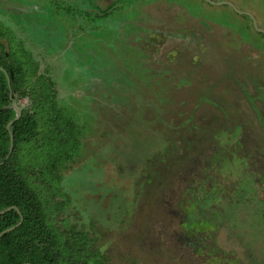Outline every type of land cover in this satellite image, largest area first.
Instances as JSON below:
<instances>
[{
	"label": "rangeland",
	"instance_id": "obj_1",
	"mask_svg": "<svg viewBox=\"0 0 264 264\" xmlns=\"http://www.w3.org/2000/svg\"><path fill=\"white\" fill-rule=\"evenodd\" d=\"M38 1L46 13L50 12L34 18L42 31L39 33L35 25L26 31L14 22L15 47L32 54L39 72L54 81L58 104L71 107L85 126L80 148L87 156L65 174L62 190L72 196L60 217L69 225L92 232L110 264H220L223 260L248 264L249 258L252 264H264V200L256 198L255 180L247 175L251 172L247 160L251 159H246L244 146L239 154L245 161L236 162L232 147L226 146L237 140L235 129L242 122L258 135V141L263 138L261 145L254 143L253 152H264V123L258 126L256 120L259 116L264 119V111L261 115L253 113L250 101L247 103L241 93L245 89L247 94L264 91L263 82L254 85L251 80L259 74L263 57L242 45L241 35L261 46L264 37L254 33L247 14L206 0H165L146 5L143 0H122L109 15L102 9L114 0L58 3L70 6V12L56 9V0ZM213 1H229L240 11L252 13L264 29V0ZM174 3L185 9H176ZM161 11H172L178 26L170 28ZM51 13L57 17L52 18ZM62 19L75 33L65 30L68 25L59 24ZM73 19H78L77 27ZM129 23L146 31H136L142 40L119 38ZM54 24L61 27L59 33L68 35L63 41L73 44L72 56L66 49L53 47L45 37L44 32L55 28ZM128 37L132 38L129 33ZM136 47L151 50L154 58L168 56L179 65L173 62L166 72L168 66L157 69L155 62L144 63L150 70L148 81L163 78L167 82L160 99L153 94L150 82H146L150 89L142 91L144 67L140 57L135 63L129 59ZM239 48L252 51L253 58L250 54L240 56ZM234 52L238 59L232 60ZM162 71L165 74L160 75ZM179 78L201 84L195 90L198 95L206 84L213 94L219 90L228 93L211 96L201 104L197 97H188V101L178 85ZM158 90L163 92V87ZM143 93L147 101L139 95ZM217 101L222 105H214ZM17 103L21 109L27 108L30 98L19 96ZM257 103L261 106L260 100ZM237 109L248 119L232 114L223 128L229 133L222 131L219 136L222 146L214 145L212 140L220 132H214L215 124L225 119L223 113ZM190 119L193 126L185 137ZM204 127L205 132L201 131ZM242 136L243 132L240 138L247 137ZM257 182L260 190L264 183L260 178ZM217 190L222 196H215ZM210 193V204L215 205L208 206L202 198Z\"/></svg>",
	"mask_w": 264,
	"mask_h": 264
},
{
	"label": "trees",
	"instance_id": "obj_2",
	"mask_svg": "<svg viewBox=\"0 0 264 264\" xmlns=\"http://www.w3.org/2000/svg\"><path fill=\"white\" fill-rule=\"evenodd\" d=\"M152 1L143 0L144 4ZM60 2L56 0V9L71 11L70 6L59 5ZM121 2L114 0L102 12L109 15ZM19 49L11 46L8 55L5 51L0 54V66L5 69L0 67V212L9 208L0 213V233L15 226L0 236V264H110L101 247H97L92 232L69 225L66 218L60 217L71 202V194L62 190L65 174L87 156L80 148L85 126L71 107L58 104L54 81L39 72L32 54ZM135 53L129 58L134 63L139 61ZM9 57L12 65L7 64ZM141 65L142 91L150 89L146 83L150 82L153 94L160 99L167 82L163 78L148 81L150 70L146 64ZM10 74L12 79L8 82ZM178 82L184 89L182 78ZM160 87L163 92L158 90ZM27 95L30 105L22 108L16 118L11 96L17 102L19 96ZM139 95L147 101L144 93ZM11 133L14 144L9 155Z\"/></svg>",
	"mask_w": 264,
	"mask_h": 264
},
{
	"label": "flooded vegetation",
	"instance_id": "obj_3",
	"mask_svg": "<svg viewBox=\"0 0 264 264\" xmlns=\"http://www.w3.org/2000/svg\"><path fill=\"white\" fill-rule=\"evenodd\" d=\"M67 1V0H66ZM73 1V3L72 4H74V3H79L78 2V0H71V2ZM165 0H154V1H152V2H149V3H153V2H164ZM207 1V0H206ZM166 2H168V3H170V1H166ZM208 2V1H207ZM216 2V1H215ZM221 2L222 1H219L218 2V4H221ZM42 4V2H39L38 0H0V54L1 53H3L4 51L7 53V55H8V53L11 51V46L12 47H15V40H16V34H15V31H14V22H16L19 26L20 25H22V28L24 29V30H26L27 31V29L28 30H30V29H32V25H35L34 26V28L35 29H38V32L39 33H41V31H42V29H39V25H38V23H36V21H34V18H36V17H38V16H40V15H42L43 13H45L46 15H49L50 14V12H45L46 11V9L44 8V9H42L41 8V5ZM209 4H212V3H209ZM218 4H213V5H218ZM233 4V3H232ZM144 5H146V4H144ZM165 5V4H164ZM223 5H225V4H223ZM226 5H229V4H226ZM231 6V5H230ZM174 7H176V9H178V8H183V7H181L180 5H176V6H174ZM231 7H233V6H231ZM184 9V8H183ZM172 11L171 12H167V11H161L160 12V15H161V17H164L165 19H167V23L168 24H171V26H169L170 28H176L178 25H177V23L175 22V19H174V17L172 16ZM241 13H245V14H247V16L249 17V19H251L252 20V22H253V31H254V33H256V34H258L259 33V35H261L262 37H264L262 34H264V32L263 31H261V30H259V29H263V28H260L259 26H258V22H257V19L255 18V16L252 14V13H250V12H241ZM44 15V14H43ZM52 15V14H51ZM58 16H59V14H58ZM63 18H67V15L66 16H64V15H61ZM52 18H56L55 16H53L52 15ZM75 21V22H74ZM78 21V19H73V21H72V24L73 25H75L76 27H77V22ZM52 22H53V20H52ZM62 23V27H66L67 25L69 26L68 28H65V30H68V32H70V33H75V32H73V28H71L70 27V25H69V23H68V21L67 20H65V19H62V20H60L59 21V24H61ZM206 23V21H204V24ZM130 24V23H129ZM125 24V27L122 29V31H125V32H127V31H132V29L134 28L135 29V31L134 32H127V33H125V32H122V33H119V35L118 36H120V38H122V40H127L128 42L130 41V40H133V39H138V40H142L141 39V37L140 36H138L137 35V33H136V31H138L139 29H141V28H139V27H134V26H132L133 24ZM55 26L57 25V24H54ZM76 27H75V29H76ZM60 28L61 27H58V25L54 28V26H53V28L52 29H50L49 31H48V33H46V32H44L45 33V37H47L48 39H50L52 42H53V47H55V48H57V47H59V48H61V49H66L68 52H69V56H72L71 55V52H73L74 53V51H72V49H73V44L72 43H70L69 41H67L66 39H67V37H68V35L67 34H63L62 35V33H59L58 31L60 30ZM249 28V27H248ZM256 28V29H255ZM141 30H144V29H141ZM248 30H250V29H248ZM264 30V29H263ZM144 32H146L145 30H144ZM130 34L131 36H132V38L131 37H128L127 38V34ZM73 35V34H72ZM244 39H243V43H242V45L243 44H246V46L248 47V48H252L254 51H258V53L256 54V55H258L259 54V58H260V56H262L263 57V59L261 58L260 59V61L262 62L261 64H260V66L258 67V65H256V67H258V71H259V74H257V77L256 76H251V80H252V83L254 84V85H258L260 82H263L264 83V43L262 44V46L261 45H259V43H256V44H253V43H251L250 42V40H248V39H246L243 35H241ZM66 37V39H65V42L63 41V38H65ZM169 40V39H168ZM170 41V40H169ZM129 44V43H128ZM62 46V47H61ZM130 47H131V45H130ZM16 48H18L19 49V47L16 45ZM20 50V49H19ZM134 51L136 52L135 53V55L139 58L140 57V59L139 60H141V62L140 63H147V62H149L150 64H152L153 62H155V66L157 67V69H161V68H163V67H158V66H168L167 68H165V70H166V72L167 71H170V66L172 65V63L174 62V61H172V60H170V58L168 57V56H162V58L161 59H159V57H153L152 56V52H151V50H145V49H142L141 47H136L135 49H134ZM238 52H240V56L241 55H243V56H247V54H250V57L252 56L251 55V53H252V51H251V53H250V51L249 50H247V51H243V49L242 48H239L238 49ZM141 53V54H140ZM143 54H145L146 56L147 55H149L148 57H142V55ZM205 55V58H204V63L206 64V62L207 61H209V60H207V53L206 54H204ZM234 58H237L238 59V57L236 56V52H234L233 53V56H232V60H234ZM251 58H253V57H251ZM203 61V60H202ZM203 63V64H204ZM7 64L8 65H12V60L10 59V57L8 58V60H7ZM174 64H176V62H174ZM191 65H193V64H190V66ZM207 65V64H206ZM206 65H204V66H206ZM176 66H179L178 64H176ZM1 67V66H0ZM183 67H185V66H183ZM183 67H180V68H178V70L179 69H182ZM189 67H187V69H188ZM1 69H3V70H5L4 68H2L1 67ZM109 73V72H108ZM245 73V72H244ZM246 74H249V72L248 73H246ZM245 74V76L246 77H249L250 75H246ZM262 74V75H261ZM7 78H9L8 79V82L9 81H11V79H12V75L10 74ZM185 79V80H184ZM182 84H184L185 85V88H184V91L182 92V93H184V94H186V96H185V98L189 101V99H188V97H192L193 99H195L196 97L197 98H199V104H201L202 102H204V101H206V99L208 100V98H210L211 96H214L215 97V95H217V94H225V92L226 91H223V90H219L218 91V93L217 94H213V93H211L210 92V86L209 85H205L204 86V88H202V92H201V95H198L196 92H195V90L196 89H198L199 87L198 86H201V84H194V83H192V81L190 80V79H188V78H182ZM198 85V86H197ZM216 86V85H215ZM242 89V88H241ZM240 89V90H241ZM258 90V89H257ZM226 93H228V92H226ZM241 93L242 94H244V98L246 99V100H248L247 101V103L250 101V110L251 111H253V113H256V114H260L261 115V113L264 111V91H263V93L262 94H247V91H246V89L245 90H243V91H241ZM164 94V93H163ZM207 94H208V96H207ZM229 94H231V93H229ZM230 96V95H229ZM221 98L222 97H219V99H220V102H222L221 101ZM223 99H224V97H223ZM258 100H260L261 101V106H259V104L257 103V101ZM224 101V100H223ZM220 102H215L214 103V105H217V106H219L218 104H220ZM223 103V102H222ZM226 103V102H225ZM222 104H220V106H221ZM246 106H244L243 107V109L245 108ZM222 108V110H224L225 111V108H223V107H221ZM241 111V110H240ZM238 109H237V111H235L234 110V112L233 113H231L230 111H227V112H225V113H223L224 114V118L225 119H223V118H220L219 119V121H220V123H219V125H217V124H215L216 125V127L217 128H215L214 130V132H217V130L218 129H220V132H219V134L216 136V138H215V136H211L210 138L212 139V137H214L215 139L214 140H212L213 142H214V145L215 144H217V143H219V146H222V144H220V143H222L223 141H221V139H220V137L219 136H221V132L222 131H224V133H229V130H227L226 128L225 129H223L224 128V126L226 125V122H227V119L230 117V116H232V114H235V116H236V118L238 117V118H241L242 120H247L248 118L247 117H245L246 115L243 113L244 111L242 110L241 112H240ZM236 112V113H235ZM172 115H174V114H172ZM244 118H246V119H244ZM221 120H224L225 121V123L224 122H221ZM257 120V124H258V126L259 125H261L262 126V123H264V119L263 118H261L260 116H259V118H257L256 119ZM185 121V120H184ZM193 119H190V120H188L187 122H190L189 123V127H188V130H187V134L185 135V137H187L188 135H189V131H190V129H191V127L193 126ZM211 124V123H210ZM215 125H213V124H211L210 125V127H212V128H214V126ZM191 126V127H190ZM238 127L235 129V136L237 137L238 135V138H236L237 140H231V145H226V146H231L232 147V151H233V155L234 156H237V159H235L236 160V162H237V160L238 159H240V160H244L245 161V159H242V158H240V154H239V151H241V152H243V150L244 149H242L244 146H246L247 148H246V151H247V155H246V159H251V160H247V163H248V167L250 168V170H251V172L250 173H248L247 172V175L248 176H250V178L251 179H253V182H254V180H255V182H256V184H255V182H254V186H256L255 188H256V191H254L255 192V195H256V198L257 199H261V200H264V186L260 189V190H258V188H257V181H259V178L263 181V183H264V152L263 151H261V150H259L260 152H262V154H256L257 152L256 151H254L253 152V150H255V148L253 147L254 146V143H256L257 144V146H259V145H261V143H260V141H262L263 140V138L261 139V140H259L258 141V139L256 138L258 135H255L254 136V134H252V131L250 130L249 131V129H247L246 127H245V124H243L242 122H241V124H239V125H237ZM240 127V128H239ZM204 130V132H205V127L204 128H202L201 129V131H203ZM213 132V133H214ZM243 132V136L242 137H244L245 135H247V137H245V138H240V133H242ZM244 133H246V134H244ZM250 135H253V137L252 138H250ZM263 136V135H262ZM250 138V139H249ZM204 139H206L205 137L204 138H202V141L204 140ZM240 139V140H239ZM248 143H250L249 145H248ZM213 145V146H214ZM213 146H211V147H213ZM186 147H188V145L186 146ZM210 147V148H211ZM233 148H234V150H233ZM215 152V151H214ZM220 155V154H219ZM260 155V156H259ZM244 158V157H243ZM241 165V164H240ZM245 167H246V163L245 164H243ZM237 167H240V166H237ZM244 171V170H243ZM246 174V173H245ZM244 175V174H243ZM131 176V175H130ZM261 176V177H260ZM126 176L124 175L123 177H121L122 179L123 178H125ZM136 180H137V178H136ZM122 181V180H121ZM235 182V184H236V181H234ZM234 184V185H235ZM123 185V184H122ZM234 185L232 186V194L234 193V189H235V187H234ZM234 187V188H233ZM262 191V196L261 195H259V192H261ZM89 193H92V192H89ZM214 193V192H213ZM204 194H207V193H204ZM210 195H211V193L209 194V195H205L203 198H202V200H204V202L208 205V206H210V205H215V204H210ZM222 196V194L220 193V191L219 190H217L216 192H215V196ZM72 196V195H71ZM113 203H115L114 201H113ZM125 203V202H124ZM119 203H115V205H118ZM130 204H133V205H135V203H133L132 202V200H130ZM219 204H221V203H219ZM115 205H113L114 207H116ZM264 205V204H263ZM215 208V207H214ZM106 211H108L109 213H110V211H111V209H109V208H107L106 209ZM261 215H264V208H263V210H262V212H261ZM250 259V258H249ZM248 259V264H252L251 262H250V260ZM246 261V260H245ZM255 263H257L258 264V262H255ZM219 264V263H218ZM220 264H245V262L244 261H241L240 263H238V262H232V261H228V260H223V261H221V263Z\"/></svg>",
	"mask_w": 264,
	"mask_h": 264
},
{
	"label": "water",
	"instance_id": "obj_4",
	"mask_svg": "<svg viewBox=\"0 0 264 264\" xmlns=\"http://www.w3.org/2000/svg\"><path fill=\"white\" fill-rule=\"evenodd\" d=\"M207 1H208L209 3H212V4H218V2H215V1H213V0H207ZM221 4H229V5L233 6V8L236 9L238 12H242V11L238 10V9H237V8L231 3V2L226 1V2H221ZM259 30H261V31L264 32L263 29H259ZM8 79H9V78H8ZM11 99H12V105H11V107H13V108L17 111V117H16V118H18V117H20V115H21V113H22V109H21V107L18 105V103H17L15 100H13V96H11ZM14 120H15V119H13V120H11V121L9 122V124H8V128H9L10 125L14 122ZM13 144H14V137H13V134L11 133V148H10L9 155L11 154V152H12V150H13ZM9 155H8V157H9ZM8 209H9V208H8ZM8 209H6V210H8ZM6 210H4V211H6ZM4 211H2V212H4ZM2 212H0V213H2ZM13 228H15V226H12V227L7 228L6 230L2 231V232L0 233V236L3 235V234L6 233V232L12 230Z\"/></svg>",
	"mask_w": 264,
	"mask_h": 264
},
{
	"label": "crops",
	"instance_id": "obj_5",
	"mask_svg": "<svg viewBox=\"0 0 264 264\" xmlns=\"http://www.w3.org/2000/svg\"><path fill=\"white\" fill-rule=\"evenodd\" d=\"M229 2V1H228ZM172 4V3H171ZM174 4H176V3H174ZM226 5V4H225ZM234 5V4H233ZM235 6V5H234ZM236 7V6H235ZM233 8V7H232ZM234 9V8H233ZM239 10V9H238ZM234 11L236 12V13H241V12H238L236 9H234Z\"/></svg>",
	"mask_w": 264,
	"mask_h": 264
}]
</instances>
